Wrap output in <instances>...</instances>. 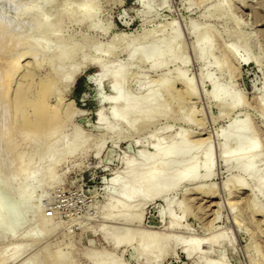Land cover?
Wrapping results in <instances>:
<instances>
[{"label":"rangeland","instance_id":"374dc122","mask_svg":"<svg viewBox=\"0 0 264 264\" xmlns=\"http://www.w3.org/2000/svg\"><path fill=\"white\" fill-rule=\"evenodd\" d=\"M0 38V79L21 61L10 88L0 86V264H96L106 256L108 264H264V0H0ZM164 40L177 59L152 70ZM74 44L83 50L62 66L55 52ZM115 73L129 99L154 94L161 116L134 126L115 118ZM48 85L46 116L56 120L32 129L34 107L18 111L20 90L37 105ZM215 90L226 92L223 100ZM237 126L259 146L254 177L223 162ZM180 134L199 167L210 153V177L127 202V161L147 164L155 140L163 151ZM71 141L78 150L70 155ZM124 210L133 222L108 217ZM112 233L128 242L116 246ZM152 233L169 239L157 262L142 239ZM184 241L202 242V251Z\"/></svg>","mask_w":264,"mask_h":264},{"label":"bare ground","instance_id":"6f19581e","mask_svg":"<svg viewBox=\"0 0 264 264\" xmlns=\"http://www.w3.org/2000/svg\"><path fill=\"white\" fill-rule=\"evenodd\" d=\"M85 3H87V2H85ZM64 9H66V8H64ZM79 10H80V12L87 13V15H88V12L90 10H92V9L88 5H83L82 4V6L79 7ZM89 14L92 15L91 12ZM88 18H90V17H88ZM49 24L52 25V22L49 23ZM54 26H52V27H54ZM49 29H50V27H49ZM164 41H165V43H164L163 49H161L162 51L161 52H158V54L156 55V57H154V58H156V60L151 63L152 70H155V71L162 70V69L166 68L171 62L173 63L174 59L175 60L177 59L176 58L177 57L176 55H177V52L178 51H176V49H175L176 47L174 48V46H172L169 43V41L168 42H166V40H164ZM205 41H207V40L205 39ZM63 44H61V46ZM155 44H156V42H155ZM80 45H79V48H77L78 46L75 45V44L72 45V46H69V47L67 45L66 49L65 48L60 49V47H59L58 49H60V50L57 49L58 51L55 52L56 54L54 56L56 58L57 57L60 58L61 61H62V62L61 61L60 62L62 63V66H64V65L72 62L73 60H75L76 59V56H77V53L79 51H82L83 50V47H81ZM157 45H158V43H157ZM204 47H206V46H204ZM205 56H206V53H202L201 54V58L202 59ZM37 59H38V57H37ZM17 60H19V59H17ZM17 60L16 59L13 60V61H16V63H13V65L9 66L10 69H9L8 73L5 76L3 75L1 77V79H3V80L0 79L1 80L0 86L8 84L12 80V78L14 77L13 74H15V72L13 73L12 70L14 68H17L16 66H18V68H19L20 67V62H21V61H17ZM142 62L146 63L147 61L146 60H142ZM7 65H9V64H7ZM2 71H3V69H2ZM3 74H4V71H3ZM33 75L34 74H32V76ZM69 77H71V76H69ZM31 79H33V77ZM73 79H74V77H73ZM122 79H123V74L122 73H115V74H113V84H112V88H113V90H115L117 92L116 97L113 99V103H114L115 106L121 105L120 111H118V112H116L114 114L115 118L120 119V120L128 123L131 126H134L136 124L138 125L139 122H152L153 120H155L159 116L161 109L158 110L159 108L157 109V108L154 107V101H155V98H156V97L154 98V94H151L148 91L147 94L141 95V97L129 99L130 97L128 98L123 93V89L124 88H123V81H122ZM12 82H13V80H12ZM46 82H45V84H46ZM2 83H4V84H2ZM177 84H178V82H177ZM183 84L187 88V90L185 92H187V95L191 96L192 95V90H191V87H190L189 83L187 81H184ZM169 85H171V84H168V82L166 81V82H164L163 87L165 89H167ZM173 87H174V85H173ZM8 88H10V85L8 86ZM215 88L218 89L217 86ZM8 90H10V89H8ZM29 90L32 91V89H29ZM47 90H49V85L47 86V88L45 89V91L43 92V94L40 95L41 97L38 100V104L37 105H36V103L33 104V102L31 100L30 101L28 100L30 98L26 97V95L29 93L28 90L27 91L20 90L23 93L21 92L20 93V96H18V100L20 101V102L18 101V105H17L18 107H20L18 109V111L23 106H27V105L31 106V104H32L33 105L32 107H34V112H35V116L37 117V121L33 122L32 124L30 123L31 125L29 127L30 128L32 127V129H38V127H42L43 125H44V128H46L45 125H47V127H48L49 123L55 122V120H56L55 117L54 118L53 117L50 118L49 115L46 116L47 113H46V104L44 102V100H45L44 99V95L46 94V91ZM222 90L221 91L220 90H215V92H214V100H216V101L223 100L222 98H224V96L226 95V92H224ZM225 91H227V90H225ZM4 102L6 103V100ZM228 106L232 110L233 108H235L237 106V103L236 102H232ZM18 107H16V108H18ZM25 108H27V107H25ZM44 128L42 130H44ZM55 128H56V126H55ZM5 129H7V128H5ZM28 130H30V129H28ZM58 133H59V131H58ZM246 133H247L246 129L242 128L241 126H237V129L234 132V134L231 137H228V136L226 137V145L230 146V150H227L225 152V156L223 157V162H224V164H227V165H229L231 162H234L238 166L239 170L243 174L248 175V176H251V177H254L256 175V170H257V167L256 166L258 165L257 163L259 162L258 161V158H257L258 157V147L259 146L256 145L253 141L252 142H246L243 139V135H245ZM40 135L38 134L39 138H40ZM54 135H55V133H54ZM7 136H8V134H7ZM47 137H49V135ZM185 138H186V135L185 134H180V136L177 139V141H175L174 144H171V146H169L167 149H165L163 151H161L159 149L160 144H159V142L157 140H155L154 143H153V145H152V150L155 151V154L154 155H151V156H148L147 157L148 163L147 164L146 163L145 164L143 163L144 165H142V166L133 167L131 165V161L132 160L129 163L127 161V164H128V166H127V169H128V173H127L128 175H127V177L129 179V182H127L128 184H126L124 186V189H123V195H124V198H125V200L127 202L134 201V200H150V199H153V198L155 200V197H158V196H160V197L166 196L170 191L174 190L175 188L179 187L181 184H183L185 182H195V181H198V180H205V179L207 180L210 177V170L212 168L211 167V164L213 163V162H211V155H210V153H207L206 154L207 155V158H206V162L204 163V165L203 164L202 165L200 164L201 167H199V165L197 164V162L195 160L196 153H194L193 150L190 149L191 147L189 148V147L186 146L187 144H185V142H184L185 141ZM245 138H247V137H245ZM58 139H60V138H58ZM76 141H78V140H76ZM82 142H84V141H82ZM79 144H77V145H79ZM72 145H75V143L72 142ZM55 146H54V148H55ZM82 146L80 148H82ZM231 147L234 150H231L232 149ZM67 148H66L67 149V152L70 155L71 154H75L77 152V150H78L76 145L75 146H72V147H69V144H68ZM53 149H52V151H55ZM64 153H66V152H64ZM54 154H55L54 152H51L50 154H48V158H50V160H53V158L55 157ZM33 155H35V154H33ZM56 159H57V157H56ZM140 162H142V161H140ZM28 164H29V162H25L24 161L22 163L21 168H24ZM139 164L141 165V163H139ZM212 165H214V164H212ZM55 166H56V161L53 162V168L51 170H49L50 168H48V171H50L49 172L50 174H48L49 177L46 179L48 183L49 182H52L53 180H55V177L53 178V174L55 172L54 171ZM50 167H52V166H50ZM200 168H201V170L203 169L204 170V173H205L202 177L199 176V170H200ZM257 176H258V173H257ZM28 178L32 180L35 177L29 176ZM117 181L119 183L120 182V179L118 178ZM238 184L240 186L242 185L240 182H238ZM257 187H258L259 190H263L264 189V178L263 177L261 178V176H260V180L258 181ZM126 208H128V207H126ZM136 208H137V206H136ZM127 211L128 210H124V211H122L121 214L119 213L117 215L116 214L114 215L113 213H109L108 214V217L115 218L119 222H123V224L126 223V222H133L135 220V218L133 216L128 215L127 214L128 213ZM177 220L176 219H172V223H171L172 224L171 225L172 227L175 228V227H177L179 225V223H178ZM17 221H20V218L19 217H18ZM46 221H47V217L44 219L43 224L41 222V225H44V224L46 225ZM139 221L142 222L141 220H139ZM139 221H137V222H139ZM142 239L146 242V248H145L146 252H145V254L147 256H149L150 259H152L154 262H157L158 259H159V257H160V255H159L160 253L158 251L159 247H161V244H165V243L167 244V241L169 239H167V236H166V238H162V235H161V238H158L156 233L155 234L152 233V234H149L147 236L146 235H143L142 236ZM111 240L115 243L116 246H119V245H122V244L128 242V240L122 239L120 237V234L119 233L113 234L111 236ZM131 241H133V239H131ZM185 241H184V244L185 245L184 244H182V245H184L185 248H188V247L194 248L196 250V252L202 251V245H203V243H205L204 240H203V243L201 241H200L201 243L196 242V241L195 242H187V243H185ZM190 241H192V240H190ZM212 241H215V239L214 240L212 239ZM160 250H162V247H161ZM163 251H165V250H163ZM57 254H58V252H57ZM107 257L108 256H106V258ZM100 258H101V256H100ZM106 258H101V259L97 258L95 260L96 261V264H108ZM56 259L61 260V257L60 256H57Z\"/></svg>","mask_w":264,"mask_h":264}]
</instances>
